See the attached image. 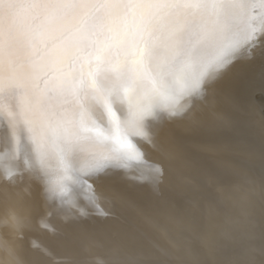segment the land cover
Masks as SVG:
<instances>
[{"label": "snow or ice", "instance_id": "snow-or-ice-1", "mask_svg": "<svg viewBox=\"0 0 264 264\" xmlns=\"http://www.w3.org/2000/svg\"><path fill=\"white\" fill-rule=\"evenodd\" d=\"M257 52L264 57V0H0V180L34 175L46 203L65 205L63 228L45 214L59 245L91 248L77 225L93 206L108 214L96 182L136 166L158 185L162 168L142 145L159 151L172 124L198 122L211 85ZM246 87L254 107L257 90ZM14 220L22 238L27 217Z\"/></svg>", "mask_w": 264, "mask_h": 264}, {"label": "bare ground", "instance_id": "bare-ground-1", "mask_svg": "<svg viewBox=\"0 0 264 264\" xmlns=\"http://www.w3.org/2000/svg\"><path fill=\"white\" fill-rule=\"evenodd\" d=\"M259 55L260 54L257 52L255 54V58H249L250 54H247L243 59L239 60L238 62H235L231 67H229L227 69V71H225L219 77V79H217L215 81V83L211 85L210 90H209V99L204 104H198L197 105L196 110L200 114V117H201L198 122L192 123L190 121H177L174 124H172L171 125V129H172L171 135H169L163 139L162 149L159 151H157V150H155V149H153L147 145H142L143 151L146 153L148 160L151 161L155 167H161L162 168L163 175L160 178V183L158 185L153 186V184L151 182L146 183L143 176H142L143 169L136 167V166L125 167V168L120 169L119 171H121L123 173L122 176L118 177V176H114V175H107V176L101 177L96 182L97 191L100 192L102 194V197H103V199L101 201H99L98 203H99L100 207H102L103 209H105L107 211L108 214L107 215H96L95 214L96 208H95V206H93V207L88 209V214L86 216L79 219V222L77 225L81 230L86 231L92 237L94 243H93V246L91 248L81 249L78 252L73 253L72 251H69V250L63 248L61 245H59V243H58L59 234H53L52 231L50 229H48L47 225L49 223V218L45 214L48 213L49 209L51 208L52 213H53L50 217L51 224H54L58 227L63 228L64 227L63 216H62L61 212L59 211V209L65 207V205L61 204V202L59 201V198L54 197V196H50L47 203H46L44 198L41 196L40 190H39L42 182L39 179H37L34 175L29 174V173H25L22 182L10 184V185H6L2 180H0V264H17V260H19V264H51V262H55V264H67L68 261H78L79 264H98V261L102 260V259H107L109 261V263L120 262L121 264H130V262H132V261H138V262H141V264H186V261L188 259H189L188 261H190L191 257H193L194 255L196 256V254L194 253L195 251H193L194 247L193 248H191L192 246L190 247V245H193V244H189L190 243L189 238L191 241V238L193 236L192 233L194 231H196L195 225L196 224L198 225V223L199 224L201 223L198 220L205 218L202 221L204 226L201 225L203 227V230L199 231V233L203 237H205L207 234L209 235V233H210L209 231L212 230V229H210V227L218 225V224H215L217 222V221H215V218L217 217V214L220 212V209L219 210L214 209V208L212 209V207L207 208L206 210L203 209L204 210L202 213L203 217L200 216L201 217L200 218L199 216L197 217V214L199 215L201 213V209H202L203 204H204L203 199H198V200L196 199L197 201L195 202V205L193 204V207H192L194 209L193 213H188L189 211L186 213L183 212V211H186V210H184L183 207H179V206L172 207L171 205H169L170 203H168V201L165 200V197L166 198L168 197L167 193H169L172 196L174 195L177 198L181 192H184L183 191L184 188L182 190V186H181V184L184 185V182H183L184 179H192L193 180L196 177H204V178L210 177L209 175L208 176L203 175V172L200 169L199 158L197 155V152L200 150L199 146H202V144L205 143V141H203L201 145L197 146L198 147V151H197V150L193 149L195 147L192 148L191 146H193V142H194V144H197L198 141L194 140L195 139L194 137H193L194 139L193 138L184 139V136L186 137L187 132H191L194 135H196V132L198 131V129L202 128L203 124L199 125L202 122V118L205 115H209L213 112V110L211 111L212 99L216 97V94L219 91L223 90V87L225 86V80L227 77L232 75V73H231L232 70L234 68H236L238 65H242L244 63H247L248 61L249 62L253 61V60L257 61L256 58ZM3 126H4L3 123L0 122V132H2ZM178 141H180V142H178ZM206 144H208V143H205L204 146ZM211 145L213 146V144H211ZM211 145L209 143V146L206 149H209V147ZM2 147H3V145H0V148H2ZM215 148H213V150ZM211 149L212 148H210L209 150L211 151ZM217 149H218V147H217ZM213 150L211 152H213ZM222 150H225V149H222ZM201 151H203V150L201 149ZM229 151L231 152V150H229ZM207 152L208 151H206V153ZM215 152H213V155L217 154V151H215ZM221 152H224V151H221ZM202 153L204 154V152H202ZM199 155H201V154H199ZM207 155H208V153H207ZM213 155H211V157ZM237 156H239V154ZM214 158H215V156L213 157V159ZM211 160H212V158H211ZM216 161L218 162V160H216ZM4 164H5L4 154L2 151H0V172L3 171ZM152 174L157 175V173L155 171H153ZM181 180H183V181H181ZM226 180H228V178ZM215 181H213V182L208 181L205 184H203L201 188L208 186L210 183L214 184ZM217 181L225 183V186L224 185H221V186H224V188L226 187L225 189L228 190L229 187L227 188L228 185H227L226 181L225 182H223L221 180H217ZM245 181L246 180H244L242 182L245 184ZM178 182H181V184H179ZM218 182H216L217 185H218ZM232 182L234 184L232 189H234V187L236 188L235 185H238V184L243 185L241 180L240 181L238 180V182H241V183H238L236 181V183H238V184L234 183V181H232ZM196 183H197V181H196ZM186 186H187V184H186ZM186 186H184V187H186ZM197 186H199L198 183H197ZM197 186H195V187H197ZM209 186H212V188H213L212 184ZM250 186H251V184H250ZM257 186H258V184H257ZM215 187H214V189H215ZM219 187H220V185H219ZM243 187L242 186L239 187L240 190ZM239 188H238V190H239ZM187 190L185 191L186 193H187ZM199 190H201V189H199ZM219 190L222 192L223 189L221 190V187H220ZM219 190H218V192L215 191V193L216 194L219 193ZM243 190H246V186H245V189H243ZM247 190H250V189L247 187ZM224 191H226V190H223V192ZM234 191L235 190H233V192H232V190H230V193H234ZM185 192H184L185 197H186V195L188 197L192 196L191 195L192 192L189 191L190 195H188L189 193L185 194ZM221 192H220V194H218V195H220L219 197H222ZM226 192L228 193V191H226ZM240 192H242V190ZM145 194L149 195L148 203H154L157 200V201H159L158 203L160 205V206H157L158 208H154L153 209L154 211L152 212V214H149V217L146 219H144L143 217L140 216V214L137 210V207L139 206V204L135 203V201L137 199L143 198V196ZM216 194L212 195V196H216ZM226 194H224L225 197L229 195V194L228 195H226ZM236 194H238V191L236 192ZM236 194L234 196H236ZM244 194L249 196V193L247 194V192ZM230 195H233V194H230ZM145 196H147V195H145ZM240 196L241 195H239V197ZM252 196L253 195H251L250 197L252 198ZM182 197H180V198H182ZM188 197H186V201H187ZM231 197L230 196L227 197L228 199L230 198L229 199L230 201H228V202L234 201L233 198L231 201ZM245 197L248 198L247 196H245ZM255 197H257V196H255ZM227 198H224V199L227 200ZM242 198L243 197H240V199H242ZM261 198H263V197H261ZM189 199H191V198H189ZM192 199H193V196H192ZM224 199H222L223 202H224ZM178 200L179 199H176V201H178ZM182 200H185V199L183 198ZM191 200H188V201L193 203L192 201L194 199L192 201ZM238 200H239V198H238ZM53 201H55V204H53ZM236 201L237 200L234 201L235 202V205H234L235 208L238 207L241 209V207L238 206L239 201H237L238 204L236 203ZM242 201H243V199H242ZM250 201H253V200L250 199ZM211 202H212V200H211ZM240 202H241V200H240ZM248 202L249 201L247 199V203ZM191 203H188V204H191ZM243 203H246V202H242V204ZM188 204H187V206L190 207V205H188ZM226 204H227V202L225 201V203L223 205L225 206ZM228 204L233 205L234 203H228ZM141 205H144V203H142ZM229 206H227L225 209L229 210V208H228ZM234 206L231 208L232 210L233 209L235 210ZM252 206H253V204H252ZM263 206H264V204H263ZM177 207H179V210H178V213H176V211H175V215L177 214L178 217H177V215H176V217H175V215H173V217H171V215L169 216V214H172L171 212L178 209ZM184 207H185V205H184ZM246 207H247V205H246ZM254 208H255V206H254ZM252 209H253V207H252ZM255 209H253V210H255ZM242 210L243 209H241V211ZM196 211H199V213ZM238 211L240 212V210H238ZM257 211L255 214L259 215V212H257ZM243 213H239V214H243ZM15 215L26 216L27 220H28L29 226L23 230L22 238L18 237L17 229L15 227V220H14ZM150 215H151V217H150ZM153 215H156V217H157V219H159V221L156 218H155L156 220L154 218H152ZM166 215H168V216L165 218V220L160 219L161 217L164 218ZM246 215H247V213H246ZM242 216H244V215H242ZM153 217H155V216H153ZM235 217L237 218V216H235ZM257 217L259 218V216H257ZM121 220H123L124 223L127 222V224L124 225V223H122ZM195 220H197L198 223L194 222ZM219 220L222 221L223 219L221 218ZM225 220H227V219H225ZM227 222H228V220H227ZM230 222H234V221L231 220ZM230 222H229V224H230ZM224 228L228 229L227 226H225ZM229 228H231V227L229 226ZM227 231L228 230H226V232ZM229 231H231V229ZM160 232H163V233L166 232L165 234H167L168 236L166 237L165 234L164 235L160 234ZM196 232H198V231H196ZM230 233H228V234H230ZM139 235L142 237H144V235H145L146 238L144 237V239L153 240L155 242L154 243L155 245H153V243H151L152 246L150 247L151 244H149V246H148L149 248L147 247L148 248L147 249L145 246H143L144 244L142 245V242L139 243L140 242L139 241V242H137L138 244L135 243L136 246L141 244L139 246V248L135 249V250H139L141 246L146 248V250L143 249L144 250L143 251L140 249L138 254H136L137 252L136 253L134 252L136 255H138V256L134 257V255H130V253L132 251H128V250L133 249L132 247L135 248V246L131 247L130 246L131 244L129 245L128 241L133 236H134L133 238H135V237L139 238ZM228 236H230V235H228ZM239 236H237V238ZM248 236H249L248 234L243 235V237H242V239H244L243 241H247ZM197 238H198V236H197ZM218 238L220 240V237H218ZM141 239L143 240V238H141ZM232 239L233 238H231V240ZM193 242H194V240H193ZM239 242H240V240H239ZM147 243H149V241ZM237 243H238L237 240L234 239V244H237ZM241 243L244 244L245 242H241ZM127 244L129 245V246H127V247H129V249L127 248L128 250H126V247H125V245H127ZM234 244L233 245L230 244V245L234 246ZM34 245H35V247H34ZM198 245L195 244L197 249H198V247H197ZM123 247L125 249H122ZM239 247H238V249H239ZM249 247L250 246H248V248ZM161 248H164L167 250V255H165L161 252V250H160ZM199 248L202 249V246L199 245ZM258 248H259V246H258ZM42 249L50 250L51 255L47 256V257L42 256V254H41ZM250 249H251V247H250ZM12 250H15V253H16L15 256L12 255ZM85 250L86 251L89 250L91 252V253L88 252L89 255H86V257L90 259V261H87V262H83L82 260H84V259H82L81 261L79 260V257L82 256L83 254H85V252H86ZM198 250H200V249H198ZM239 250H241V249H239ZM202 251L203 252H200V251L199 252L202 253L203 256L209 252L211 255V251H210L209 247L203 246ZM235 251H237V249ZM235 251L233 250V252H235ZM247 251H249V250H247ZM261 251H263V250H261ZM261 251H259V252H261ZM199 252L197 254L198 256L201 255V254H199ZM241 252H243V251H241ZM241 252H239V253L237 252L239 254L238 256H241L240 255ZM251 252H252V250H251ZM254 252H255V250H254ZM237 253H235V254H237ZM245 253L246 252H243L242 254H245ZM235 254L233 253L234 256H235ZM202 255H201V257H203ZM207 255H209V254H207ZM210 255H209V259L211 258L212 259L211 261L213 262V260H214L213 256L210 257ZM263 255H264V252H263ZM204 258L206 259V257H204ZM204 258H201L202 259L201 261H203ZM246 258H247V256H246ZM195 259H197V258H195ZM199 259H200V256H199L198 260H195L196 262L193 260L192 261L194 262V264H202L199 262L200 261ZM238 259H239V257H238ZM259 259H261V258H259ZM207 261L209 262V260H207ZM212 262H211V264H212ZM260 262H261V260H260ZM213 264H214V262H213ZM248 264H250V262Z\"/></svg>", "mask_w": 264, "mask_h": 264}, {"label": "rangeland", "instance_id": "rangeland-1", "mask_svg": "<svg viewBox=\"0 0 264 264\" xmlns=\"http://www.w3.org/2000/svg\"><path fill=\"white\" fill-rule=\"evenodd\" d=\"M256 59H257V61L256 60H253L250 62L246 61L247 63H244L242 65H238L236 68H234L232 70V72H231L232 75L227 77L225 80V86L226 87L224 86L223 90L219 91L216 94V97L212 99L211 111L213 110V112L209 115H205L202 118V122L199 124V125L203 124L202 128L198 129V131L196 132V135H194L191 132H187L186 137L184 136V139L194 137L195 139L194 138L193 139L198 141L197 144H194V142H193V146H191L192 148L195 147L193 149H195L197 151H198L197 146L201 145L203 141H205V143H208V144H206L207 146L206 145L204 146L205 143H203L202 146H199L200 150L197 152V155L199 158L200 169L203 172V175L204 176L209 175L210 177H208V178L196 177L193 180L192 179H184V181L181 180L184 182V185L181 184V182H178L179 184H181L182 190L184 188V190H183L184 192L188 189L187 193L185 192V194H188L189 191L192 192L191 195L193 196L194 200L192 199V196L188 197L186 195V197H188L187 201H186V197L184 195V192H181L177 198L174 195L172 196L169 193H167L168 197L167 198L165 197V200H167L168 203H170L169 205H171L172 207H174V206L183 207L184 210H186L183 212L186 213L189 211L188 213H193V211H194V209L192 208L193 204L195 205V202L198 199H203V202H204L203 207L204 208L202 207L201 213L199 215L197 214V217L198 216L203 217L202 213L207 208L212 207V209L213 208L217 209V210L220 209V212L217 214V217L215 218V221H217L215 224H218V225L220 224V225L219 226L215 225L213 227L211 226L210 229H212V230H210L209 235L207 234L205 237H203L199 233V231L203 230L202 226H204V224L202 221L205 218L198 220L201 222L200 224L198 223L197 220L194 221V222L198 223V225L195 223L196 224L195 225L196 231H198V232L194 231L192 233L193 236L191 238V241L189 238V242H190L189 244L194 245V246L190 245V247L191 246H192L191 248L194 247L193 251H195L194 253L196 254V256L194 255L195 256L194 257L192 255L194 258L191 257L190 261H188L189 260L188 259L186 261V264L188 262H189L188 264H191V263L194 264L193 261L198 260L199 256H200V259H199L200 263L211 264L212 259L211 258L209 259L210 252L208 251L209 253H207V254H209V255L205 254L206 256L205 255L203 256L202 253H200V252H203L202 251L203 246L210 248V251H211L210 257L213 256L214 264H233V263L234 264H248L249 262H250V264H264L263 263L264 262V255H263V252H264V218H263L264 217V214H263L264 213L263 212L264 211V206H263V204H264V162H262V160L260 158L261 150H262V148H264V111L261 110L262 107H264V99L261 98L260 93H259L260 70H261V66L264 65V57H261L259 55ZM248 85L254 87L257 90L254 107L249 106L246 102V95H247V87L246 86H248ZM178 142H180V141H178ZM209 143H210V145L213 144V146L211 145L212 147L210 146L209 149L212 148L211 149V151H212L213 148L216 147L215 148L216 150L214 149L213 152L217 151V154L213 155V152H211L209 149H206V148H208ZM217 147H218V149H217ZM201 149L203 151H201ZM222 149H225L226 151L222 150ZM205 150L208 151L207 152L208 155H207ZM229 150H231V152ZM221 151H224V152H221ZM202 152H204V154ZM199 154H201L202 156ZM238 154H239V156H237ZM211 155H213V156L211 157ZM214 156H215V158L213 159ZM211 158H212V160H211ZM216 160H218V162ZM227 178H228V180H226ZM217 180H221L223 182L226 181V183L228 185L227 188L229 187L228 190L225 189L226 187L224 188L225 183L218 182ZM235 180L237 182H238V180L239 181L241 180V182L246 180L245 181L246 185L243 182H242L243 185L238 184L241 182L236 183ZM196 181L200 187L197 186ZM208 181H212V182L215 181L214 184L213 183L209 184V185L212 184L213 188H212V186H209V185L201 188L202 185ZM232 181H234V183L238 184V185H235L236 188L234 187V189H232V187L234 186ZM216 182H218V185ZM186 184H187V186H186ZM247 184L249 186L251 184V186L249 187ZM257 184H258V186H257ZM194 185L197 187H195ZM219 185L221 187V190L222 189L226 190V191H228V193L226 191L223 192V190L221 192L219 190L220 189ZM221 185H224V186H221ZM240 185L242 187L245 185L246 190H243V189H245V186H244L241 189L242 192H240L241 191L239 188V187H241ZM184 186H186L187 188ZM214 187L216 190L214 189ZM247 187L250 190H247ZM238 188H239V190H238ZM199 189H201V190H199ZM218 190H219V193L216 194L215 191L218 192ZM230 190H232V192H233V190H235V191H234V193H230ZM237 191H238V194H236ZM245 191L247 192V194L249 193V196L244 194V193H246ZM220 192H221L222 197H219L220 195H218V194H220ZM229 193L233 194V195H230ZM215 194H216V196H212ZM224 194H226V195L229 194V195L225 197ZM235 194H236V196L237 195L238 196L237 197L234 196ZM250 194L253 195L252 198L250 197L251 196ZM145 195H147V196H145ZM145 195L143 196V198L137 199L135 201L136 204H139V206L137 207V210H138L140 216L143 217L144 219L148 218L149 214H152V212L154 211L153 210L154 208H158L157 206H160L158 203L159 201H157V200L154 203H148L149 195L148 194H145ZM188 195H190V193ZM239 195H241L240 197H243L242 198L243 201H242V199H240ZM244 195L247 196L248 198H246ZM229 196L230 197L232 196L231 201H232V198L234 199V201L235 200L239 201L238 206L241 207V209H243V210L245 209V210L241 211V209L238 208L237 206H236L237 208H235V206H234L235 202L234 201L228 202V201H230L229 200L230 198L229 199L227 198ZM255 196H257V197H255ZM180 197H182V198H180ZM261 197H263V198H261ZM183 198L185 200H182ZM189 198H191L193 201ZM224 198H227V200ZM238 198H239V200H238ZM249 198L253 201H250ZM176 199H179V200L176 201ZM222 199H224V202ZM247 199L249 201L248 203H247ZM188 200H191L193 203H191ZM211 200H212V202H211ZM240 200H241V202H240ZM225 201L227 202V204L228 203H234L233 205L231 204L232 206L230 204H228V205L226 204L227 206H229V205L231 206V207L230 206L228 207L229 210L225 209L227 207L226 205L225 206L223 205L225 203ZM237 201H236V203H237ZM242 202H246V203L242 204ZM142 203H144V205H141ZM188 203H191V204H188ZM187 204L190 205L191 208L189 206H187ZM252 204H253V206H252ZM184 205H185V207H184ZM246 205H247V207H246ZM233 206H234L235 210L231 209ZM254 206L256 209L254 208ZM179 207H177L178 208L177 210H174L173 212H171L172 214H169V216L171 215V217H173V215H175V211H176V213H178ZM252 207L255 210H253ZM238 210H240V212ZM256 211L259 212V215L255 214ZM196 212L199 213V211H196ZM239 213H243V214H239ZM246 213H247V215H246ZM176 215H175V217H176ZM242 215H244V216H242ZM153 216H155V217H153ZM153 216H152V218L157 219L156 215H153ZM167 216L168 215H166L164 218L161 217L160 219L165 220V218ZM235 216H237V218ZM257 216H259V218ZM150 217H151V215H150ZM177 217H178V215H177ZM221 218L223 219L222 221L219 220ZM225 219H227L228 222ZM230 219L234 222H230L231 221ZM157 220L159 221V219H157ZM121 222L124 223L123 220H121ZM229 222H230V224H229ZM125 224H127V222L124 223V225ZM225 226H227L228 229L224 228ZM229 226L231 228H229ZM230 229H231V231H229ZM226 230H228V231L226 232ZM165 233L160 232V234H163V235ZM228 233H230V234H228ZM245 234L249 235L247 241H243L244 239H242L243 235H245ZM228 235H230V236H228ZM165 236L167 237L168 235L165 234ZM197 236H198V238H197ZM237 236H239V237L237 238ZM133 237L128 241V243H129V245L131 244L130 245L131 247L135 246V248L132 247L133 249H129V247H127V246H129L128 244L125 245V247H126V250L129 249L128 251H132L130 253V255H134V257L138 256L136 254H138L140 249L146 250V248L151 243H153V245H155L154 244L155 242L153 240L144 239V237L146 238L145 235H144V237L139 235V238L138 237L133 238ZM218 237H220V240ZM141 238H143V240ZM231 238H233V239L231 240ZM234 239L237 240V242L239 243V244L238 243L237 244L240 247L237 244H234ZM147 240L149 241V243H147L148 242ZM193 240H194V242H193ZM239 240H240V242H239ZM137 242H139V243L142 242V245L144 244L143 246H145L146 248L141 246L139 250H135V249H138L139 246L141 245V244H139L136 246L135 243H137ZM241 242H245V243L242 244ZM195 244L196 245L199 244L200 246H202V249L199 248V245H198L197 247H198V249H200V250H198L196 248ZM230 244H232V245L234 244V246H232ZM151 246H152V244L150 245V247ZM235 246L236 247L238 246L239 249H241V250H239L238 247L236 248ZM248 246H250L251 249H250V247L248 248ZM258 246H259V248H258ZM122 249H125V248L123 247ZM236 249H237V251H235ZM233 250L235 252H233ZM247 250H249V251H247ZM251 250H252V252H251ZM254 250H255V252H254ZM261 250H263V251H261ZM241 251L246 252L247 254L246 253L242 254L243 252H241ZM259 251H261L262 253ZM88 252L91 253L89 250L86 251L85 254L82 255L83 257L82 256L79 257V260L81 261L82 259H84L85 261L82 260L83 262L90 261V259L86 257V255H89ZM134 252L135 253L137 252V253L135 254ZM198 252L203 257H201V255L198 256L197 255ZM237 252L238 253L241 252V254H240L241 256H238L239 254ZM233 253L234 254L237 253V254H235V256H234ZM246 256H247V258H246ZM204 257H206V259L209 260L210 263ZM238 257H239V259H238ZM195 258H197V259H195ZM201 258H204V260L201 261L202 260ZM259 258H261V259H259ZM260 260H261V262H260ZM213 262H212V264H213ZM109 264H121V263L117 262V263H109Z\"/></svg>", "mask_w": 264, "mask_h": 264}]
</instances>
